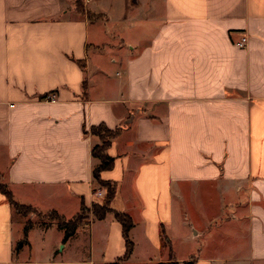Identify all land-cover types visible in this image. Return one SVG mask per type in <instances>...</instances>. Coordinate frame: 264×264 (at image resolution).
<instances>
[{
  "label": "crops",
  "instance_id": "0c3cea01",
  "mask_svg": "<svg viewBox=\"0 0 264 264\" xmlns=\"http://www.w3.org/2000/svg\"><path fill=\"white\" fill-rule=\"evenodd\" d=\"M101 124L110 207L134 223L121 263L264 264V0H0V184L67 220L91 210ZM125 252L112 212L65 240L0 190V264Z\"/></svg>",
  "mask_w": 264,
  "mask_h": 264
},
{
  "label": "trees",
  "instance_id": "16d2710c",
  "mask_svg": "<svg viewBox=\"0 0 264 264\" xmlns=\"http://www.w3.org/2000/svg\"><path fill=\"white\" fill-rule=\"evenodd\" d=\"M92 132L93 134L98 135L101 140V144L96 145L92 151L93 156L99 159V163L94 167L93 173L98 186L106 190L104 199L101 202H96L95 204H93L91 210L88 209L86 206H82L80 213H78L76 216L69 220L64 218L56 211H50V214L53 216L52 218L57 221V226L60 229L64 230V239L66 240L70 236H72L82 224L86 223L90 213H92L94 218L96 219H103L107 213L112 212L115 218L122 224L123 227V235L126 243V252L124 256H122L116 262V264H123L121 262L127 260L133 252L134 243L130 238V231L134 226V223L129 215L120 211L113 210L110 207V203L115 196L116 186L114 183L110 181H105L101 178V172L112 168L114 165V158L109 156L106 153V150L110 145L111 139L116 135L117 131H112L108 129L106 125L101 124L97 127H93ZM0 190L6 195L14 210L20 215L27 216L29 213L37 211L31 206H25L17 203L13 199L12 193L6 185L0 184ZM30 226L31 223L28 222L25 226L26 233ZM164 240L167 243L169 242L166 235H164ZM22 243H20V245H22ZM154 264H178V262L172 258L168 262H159ZM184 264H195V261L189 260L184 262Z\"/></svg>",
  "mask_w": 264,
  "mask_h": 264
},
{
  "label": "rangeland",
  "instance_id": "374dc122",
  "mask_svg": "<svg viewBox=\"0 0 264 264\" xmlns=\"http://www.w3.org/2000/svg\"><path fill=\"white\" fill-rule=\"evenodd\" d=\"M78 8L81 10V11H83V8L81 7V6H78ZM28 218H32L33 219V221H35L36 223H40L41 221L43 222V223H45L46 222V224H48V223H50V222H56L57 223V221L55 220V219H53L52 217V215L50 214V212H47V213H43V212H40V211H36V212H31V213H29L28 215ZM30 229V228H29ZM29 229L27 230V233H28V231H29ZM27 233L25 232V230H24V236H23V238L20 240V241H18V243H17V247L19 248V247H22L23 245H25L26 243L28 244V235H27ZM32 239L34 240V243L37 245L38 244V240H37V238L35 237V235H32ZM23 242V243H22ZM20 243H22V245H20Z\"/></svg>",
  "mask_w": 264,
  "mask_h": 264
},
{
  "label": "built area",
  "instance_id": "2783aa9c",
  "mask_svg": "<svg viewBox=\"0 0 264 264\" xmlns=\"http://www.w3.org/2000/svg\"><path fill=\"white\" fill-rule=\"evenodd\" d=\"M247 43V37H243L241 41L238 43L239 46H245ZM55 97L54 94L50 95L49 98L53 99ZM95 195L99 198H101L104 194L101 189L96 190Z\"/></svg>",
  "mask_w": 264,
  "mask_h": 264
}]
</instances>
